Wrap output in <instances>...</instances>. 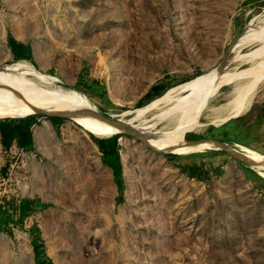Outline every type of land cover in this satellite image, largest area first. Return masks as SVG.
<instances>
[{"label": "rangeland", "instance_id": "rangeland-1", "mask_svg": "<svg viewBox=\"0 0 264 264\" xmlns=\"http://www.w3.org/2000/svg\"><path fill=\"white\" fill-rule=\"evenodd\" d=\"M16 1L0 0V43L12 52L0 66L27 59L106 118L143 108L261 44L231 49L252 18L250 29L262 27L264 0ZM249 67L235 60L224 71ZM109 75L122 89L119 103ZM232 91L223 86L201 120L210 122ZM26 118L34 123L29 144L0 132V264H264V168L249 159L252 150L264 156V81L242 117L186 132L184 145H209L197 154L161 150L133 130L99 138L66 116L0 124ZM46 123L54 135L48 151L35 139ZM115 136L109 159L101 141Z\"/></svg>", "mask_w": 264, "mask_h": 264}, {"label": "bare ground", "instance_id": "bare-ground-1", "mask_svg": "<svg viewBox=\"0 0 264 264\" xmlns=\"http://www.w3.org/2000/svg\"><path fill=\"white\" fill-rule=\"evenodd\" d=\"M12 1L14 6L17 5L16 0H10V2ZM252 19L250 24L248 23L249 28L234 40L231 49L236 48L238 52L246 46L260 42L258 48L222 62L211 72L169 89L163 96L161 95L143 108L135 111L125 110L121 115L115 114L113 118L103 117L82 93L74 89H65V85L60 79L38 70L27 59L17 60L11 65H1L0 119L25 118L38 113L66 116L80 123L86 131L99 138L111 137L128 129L136 133H143L149 144L161 150L196 154L204 152L209 147L207 143L183 144L186 132L200 131L210 125H223L232 119L242 117L250 109L255 92L264 81V16L260 20L262 27L258 29H250L256 21V18ZM13 20L14 33L22 38L25 34L24 27L21 21H16L15 18ZM58 36L61 40V34ZM35 55L41 68H47L48 61L44 57L40 45L35 46ZM11 56L12 52L7 51L0 43V62ZM111 60L108 59V61ZM235 60L240 62V66L249 63L251 67L244 70L237 68L234 72L224 71ZM108 80L110 95L113 101L119 103L118 95L122 89L117 87L116 77L109 75ZM114 80L115 82H113ZM231 84L233 91L229 94V97L232 96L230 100L215 108V117L210 118V122H203L201 113L208 101L216 96L223 86ZM153 108H157L161 112L149 120L147 114ZM129 114H134V117L128 119ZM161 122H165L164 131L152 132V128ZM50 126L51 123H46L36 129V142L41 147L44 146L46 151L49 149L50 138L54 136ZM252 151L249 153V159L254 165L264 168V156ZM108 216L107 218H109ZM2 254H4L2 259H6L8 262L9 253L6 251ZM25 262L31 264V260L28 261L26 258Z\"/></svg>", "mask_w": 264, "mask_h": 264}, {"label": "trees", "instance_id": "trees-1", "mask_svg": "<svg viewBox=\"0 0 264 264\" xmlns=\"http://www.w3.org/2000/svg\"><path fill=\"white\" fill-rule=\"evenodd\" d=\"M27 119V118H26ZM29 120V119H27ZM11 124L13 123H7V124H0V126H3V135L6 137H12L13 135L15 136L17 133L14 132V130L11 128ZM28 129V130H26ZM25 131L20 135V140H22L23 143H27L26 141L30 137L29 133V127H27ZM118 138V136H115V138L109 141H101L102 147L105 149V152L110 158H113L114 154L116 153L115 151V146L113 145V141H115ZM30 139V138H29Z\"/></svg>", "mask_w": 264, "mask_h": 264}, {"label": "crops", "instance_id": "crops-1", "mask_svg": "<svg viewBox=\"0 0 264 264\" xmlns=\"http://www.w3.org/2000/svg\"><path fill=\"white\" fill-rule=\"evenodd\" d=\"M51 125H53V123H51ZM29 127V133L30 135H33V127H34V123H32L30 120L24 119V120H20L17 121L13 124H11V128L14 130V132H16L17 134L15 136L20 137V135L25 131V129ZM3 126H0V132L1 134H3ZM28 130V129H26ZM36 132L35 131V139H36ZM22 142V140H21ZM23 143V142H22ZM25 144V143H24ZM29 144V143H27Z\"/></svg>", "mask_w": 264, "mask_h": 264}, {"label": "water", "instance_id": "water-1", "mask_svg": "<svg viewBox=\"0 0 264 264\" xmlns=\"http://www.w3.org/2000/svg\"><path fill=\"white\" fill-rule=\"evenodd\" d=\"M119 133H133L131 130H128V129H124L123 131L119 132ZM118 133V134H119ZM136 133V132H134ZM197 142V141H196Z\"/></svg>", "mask_w": 264, "mask_h": 264}]
</instances>
